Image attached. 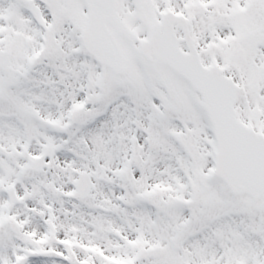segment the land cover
Segmentation results:
<instances>
[{
  "label": "snow or ice",
  "instance_id": "obj_1",
  "mask_svg": "<svg viewBox=\"0 0 264 264\" xmlns=\"http://www.w3.org/2000/svg\"><path fill=\"white\" fill-rule=\"evenodd\" d=\"M0 264H264V0H0Z\"/></svg>",
  "mask_w": 264,
  "mask_h": 264
}]
</instances>
